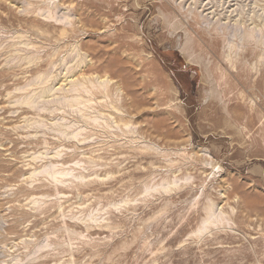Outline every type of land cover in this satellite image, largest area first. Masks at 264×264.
<instances>
[{
    "label": "rangeland",
    "instance_id": "rangeland-1",
    "mask_svg": "<svg viewBox=\"0 0 264 264\" xmlns=\"http://www.w3.org/2000/svg\"><path fill=\"white\" fill-rule=\"evenodd\" d=\"M0 264H264V0H0Z\"/></svg>",
    "mask_w": 264,
    "mask_h": 264
},
{
    "label": "bare ground",
    "instance_id": "bare-ground-1",
    "mask_svg": "<svg viewBox=\"0 0 264 264\" xmlns=\"http://www.w3.org/2000/svg\"><path fill=\"white\" fill-rule=\"evenodd\" d=\"M12 143V142H11ZM29 146V145H28ZM53 166V165H52ZM59 182V181H58Z\"/></svg>",
    "mask_w": 264,
    "mask_h": 264
}]
</instances>
